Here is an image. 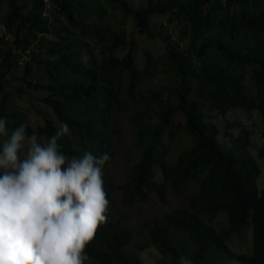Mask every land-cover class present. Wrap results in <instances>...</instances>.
<instances>
[{"label": "trees", "instance_id": "trees-1", "mask_svg": "<svg viewBox=\"0 0 264 264\" xmlns=\"http://www.w3.org/2000/svg\"><path fill=\"white\" fill-rule=\"evenodd\" d=\"M4 1L8 12L0 14L4 26L0 35V117H6L8 129L14 130L27 119V110L19 107L17 100L31 102L30 89L42 92L41 101L50 107L56 121L45 118V124L38 128L39 136H51L59 122L67 123L70 133L58 141L61 149L72 154L91 152L89 140L121 109L120 78L125 73L135 81L139 78L132 52L123 59L116 55L128 43L126 34L112 31L103 14L93 23L79 16L76 4L88 0H48L50 15L45 18V0H29L33 4L26 13L24 0ZM105 1L120 4L125 11L123 21L132 16L140 33L153 37L162 27L152 23L153 16L168 11L170 22L179 25L178 41H189L188 47L180 50L173 35L160 34L168 51V69L163 74L171 79L160 87L178 100L174 106L166 105V121L179 111L185 115V129L198 137L173 180L177 188L193 180L199 182L192 205L200 212L177 210L168 215L166 234L149 233V242L142 249L154 248L172 264H180L182 256L193 264H231L233 260L237 264H264V188L257 186L262 168L260 158L252 152L250 133L244 123L234 119L222 135L202 110L209 106L222 115L239 109L247 114L256 110L264 121V41L256 39L259 30L250 17L248 0H148L140 9L132 8L126 0ZM104 29L110 31V42ZM40 33L52 34L55 39H39ZM87 33L96 35L98 54L87 42ZM38 39L39 52L20 65L22 51ZM157 72L158 62L147 52L143 73L155 78ZM19 78L23 85L13 86V80ZM247 78L253 82L252 88L245 84ZM155 96L163 98L160 92ZM25 127L26 135H31ZM232 127L237 132L229 133ZM146 157L151 160L147 152ZM259 157L264 158V150ZM220 211L228 213L229 224L218 232L201 217ZM248 227L253 231L252 254L236 256L228 242ZM116 238L114 230H106L86 246L87 254L103 264H144L136 253L125 254L115 246L107 250Z\"/></svg>", "mask_w": 264, "mask_h": 264}, {"label": "clouds", "instance_id": "clouds-1", "mask_svg": "<svg viewBox=\"0 0 264 264\" xmlns=\"http://www.w3.org/2000/svg\"><path fill=\"white\" fill-rule=\"evenodd\" d=\"M24 1L31 5V9L33 3L29 0ZM45 3L48 7L43 13V18L50 15L48 0H45ZM247 7L254 27L259 30L255 33L256 39L259 42L264 41V0H248ZM160 15L168 20V22L160 24L162 31L165 32V35H173L172 40L178 43L179 48L183 46V41H178L176 33L171 30L172 26H170L173 23L178 25V23L170 22L168 11ZM152 23L154 24V21ZM105 31L107 32L105 38L110 42V31L104 29L103 32ZM38 37L39 39L42 37L55 39L52 34L40 33ZM93 37L95 40L96 35ZM7 38L11 42L13 41V37L12 39L11 37ZM39 39L30 49L20 52L22 56L20 65L27 61L32 53L39 52L36 47ZM127 40V45L121 46L118 51L132 44L128 38ZM87 41L91 44L89 37ZM185 41L189 45V41ZM91 45L96 48L98 54L97 49L100 48V43H96L95 40V44ZM118 51L116 55L119 59L125 58L129 52H132L129 51L123 58H120ZM135 63L137 68V62ZM145 67L142 71L137 68L139 78L136 81L127 73L120 78L121 82L117 86L119 87L121 109L118 103L117 106L120 110H117L108 121V124L110 122L111 124L101 126V132L93 137L94 139L89 140V150L95 152L96 155L83 151L72 154V152L67 153L65 149H61L58 141L70 133L67 123L59 122L60 125L54 134L41 137L38 128L45 124L44 120L43 124L34 127L29 123L28 113H26V121L10 131L7 127V118L0 117V264H85L88 260L91 264H103L101 261L89 257L86 246L89 243L92 244L96 239L98 240L106 230H114L117 233V238L107 250L115 246L125 254L136 253L140 259L139 251H145L142 247L149 242V233L163 232L166 234L164 223L168 215L177 210L196 213V206L194 208L192 205L194 195L190 200L191 208L168 212L169 209L165 206L169 192L179 194L192 182H197L200 189L197 180L188 182L182 188H177L173 180V176L178 174L184 161L190 157V150L197 144L198 137L194 135L196 138L193 145L182 151L175 165L171 166L169 162L171 149L174 144L182 141L180 138L182 131H187L185 129L186 118L180 112L185 118L184 123L174 124L173 118L176 113L169 119V122L166 121L164 118L165 107L171 104L167 102V99L170 98L168 94L162 99L155 96L159 93L147 96L138 87ZM144 75L146 78V74ZM151 80L156 81V78L153 77ZM17 81H21L20 85H23L20 78L13 80V82ZM132 81L134 82L133 86L131 85ZM252 84L253 82L250 84L251 88ZM253 90L255 91V86H253ZM146 92H150V90L147 89ZM130 99L136 104L138 99L145 101L147 107L157 104L159 106L156 112L158 119L153 122V115L147 111L130 118V122L134 121L131 122V127L133 126L137 132L135 139L136 147L140 150V157L131 168L127 180H125L126 183L121 185L118 195L115 196V187L108 174V167L113 160L114 148L123 136V128L116 126L115 119L124 107H132ZM47 107L50 109L49 106ZM204 107L202 110L205 113ZM211 110L216 112V115L206 114L208 122L216 121L218 125H215L222 135L225 133L229 121L237 120L232 116H235L239 111H244L233 110L232 113L222 115L218 114L217 110ZM254 114L258 115L260 123L264 125L261 113L256 110H253L251 114L246 113L247 120L250 121V117ZM227 115L230 116V119L224 118ZM45 118L56 121V115L53 112ZM243 123L250 133L252 152L260 158L259 162H261L264 158L259 157V153L264 150V144L258 153H254L253 150L254 138L252 136L256 134V124L253 123L255 127L250 128L245 122ZM25 126L30 129L31 135H26ZM232 129L235 130L231 132ZM228 131L235 133L237 128L232 127ZM74 137L71 138L76 139L78 136ZM165 137L169 139L170 144L163 142ZM189 144H192L191 138ZM146 152L151 155V160L147 159ZM177 152L175 156L178 154ZM152 196L157 197L159 202L153 206L149 217L154 214H161L163 217L153 218L137 223V225L131 223L134 216L131 215L130 209L136 202L139 204L149 203ZM199 216L202 215L199 214ZM242 232L234 236H238L241 240ZM251 232L252 245L247 252L236 253L229 244L231 240L228 242L229 248L236 256L252 254V228ZM134 235H136L135 239H133ZM154 250L159 253L156 249ZM165 261L169 260L165 259ZM158 262L163 261H156L155 264ZM180 264H193V261L182 256ZM231 264H237V262L233 260Z\"/></svg>", "mask_w": 264, "mask_h": 264}, {"label": "rangeland", "instance_id": "rangeland-1", "mask_svg": "<svg viewBox=\"0 0 264 264\" xmlns=\"http://www.w3.org/2000/svg\"><path fill=\"white\" fill-rule=\"evenodd\" d=\"M105 0H88L85 4L79 5L76 4V7L79 9V16L82 18L88 17V22L93 23L97 22L99 20L100 15H104V23H107L110 26V29L112 31H124L126 34V37L132 42L130 46L125 47L124 49H121L118 51V55L120 58H123L129 51H132L134 58L137 62V68L138 70L142 71L146 65L147 61V52H150L154 59L158 62V74L156 75V81L151 80V78L146 77L143 74L141 77V81H139V88L145 92V95L150 96L152 93L157 94L161 93L163 97L167 95L166 92L161 91V85L164 86L167 83L171 81L169 78V74L165 72V70L168 69V66L166 64V56L168 54L166 44L161 38L160 34H163L165 36V32L161 29H158L156 31V37H152L147 34H141L136 26V22L133 17H128L126 21L125 20V11L121 7L120 4H112L109 5L106 3ZM126 2L135 9H140L147 5L148 0H126ZM77 3V2H75ZM82 6V8H81ZM31 5L26 4L25 6V13L30 9ZM115 7V8H114ZM8 12V3L4 0H0V14L5 15ZM154 24H162L163 22L168 20L166 18H163L162 15H155L153 16ZM171 27V30L174 33H178V25L176 23H173ZM4 32V26L0 22V35ZM175 34V36H177ZM89 35V41L91 44H95V40L93 39V35ZM88 42V41H87ZM184 45L180 46V48L186 49L188 47V44L186 41H183ZM7 46H4L5 49ZM181 50V49H180ZM175 79V78H174ZM176 80V79H175ZM179 82L177 81L176 84ZM21 84V81L13 82V86H19ZM245 84L248 86L250 85V80H246ZM180 88H184V85H179ZM174 87H177L174 85ZM149 89L150 92H146V90ZM251 89V88H250ZM33 93V94H32ZM253 93H256L253 90ZM29 94L32 96V101L29 102L27 100L18 99V106L23 107L27 110L28 113V119L29 123L33 125L34 127H37L41 124H43L44 117H46L48 114H52V111L42 103L41 98L45 95L42 92L33 91L32 89L29 90ZM252 95V94H251ZM176 98V97H175ZM173 98L172 100L170 98L167 99L168 103L171 104H177V99ZM130 106L124 107L119 113L116 121V126L123 128V136L119 140L118 144L114 148V156L112 162H110V165L108 167V174L110 178L113 181L114 187H115V196L118 195L119 189L122 184H125L128 177L129 172L131 171V168L134 166V164L139 160L140 157V150L136 147V133L135 128L131 127V122H134L130 118L138 113L147 111L150 112L153 115V122H155L158 119V116L156 115V112L159 108L157 104H153L150 107L146 106L145 101H140L138 99L137 104L132 102L130 99ZM205 114L209 116H215L216 112H213L209 106L204 107ZM230 115V114H229ZM227 115L224 118L230 119V116ZM236 119L239 122H245L247 126L250 128L255 127L253 123L256 124L255 129L256 134L252 137L254 138V153H258L260 151V147L262 144H264V125L260 123V119L258 115L254 114L252 117H250V121L247 120L248 115L244 111H239L235 114ZM185 118L184 116L178 111L176 112L173 122L174 124L184 123ZM212 124L218 125L216 121H209ZM130 125V126H129ZM131 127V128H130ZM235 129H232L234 131ZM130 135V136H129ZM180 138L182 141L177 142L174 144V146L171 149V153L169 156V162L171 166H174L177 162L179 154L186 150L187 148L191 147L193 145V142L195 141V136L190 134L188 131H182L180 134ZM190 138L192 139V144L188 145V142H190ZM163 142L165 144H170V141L168 138H164ZM176 151H178L177 155L175 156ZM260 166L262 168V173L260 177L257 179V186L261 190L264 188V160L260 162ZM199 190V185L197 182H192L189 186H186L181 193L175 194L174 192H169L167 203L165 206L169 209L168 212H173L177 209L181 208H191L190 206V200L192 199L193 195H195ZM158 199L155 196H152V199L147 204H139L135 203L134 207L130 209V213L132 216H134L131 219V223L134 225H137V223L140 222H146L148 220H151L153 218H162L163 215L161 214H154V216L149 217L152 213L153 206L158 203ZM155 212V209H154ZM158 213V211L156 210ZM200 212V211H196ZM202 220L208 224L215 227L216 231L221 232L222 230L226 229L229 224V218L228 213L226 211H221L215 215L210 214V216H202ZM242 238L239 239L238 236H234L231 241L229 242L231 248L236 253H242L247 252L248 248H251L252 245V232L251 228H246L242 232ZM136 238V235L133 236V239ZM140 259L144 264H155L156 261H163L165 264H171L169 261H165V259L157 253L154 249H148L143 252L139 251ZM85 264H91L88 261L85 262Z\"/></svg>", "mask_w": 264, "mask_h": 264}]
</instances>
